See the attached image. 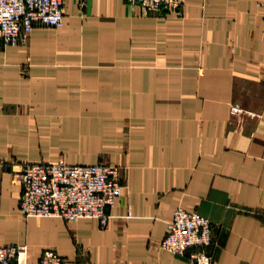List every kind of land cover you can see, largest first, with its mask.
<instances>
[{
  "label": "crops",
  "instance_id": "obj_1",
  "mask_svg": "<svg viewBox=\"0 0 264 264\" xmlns=\"http://www.w3.org/2000/svg\"><path fill=\"white\" fill-rule=\"evenodd\" d=\"M65 0L64 25L0 42V160L120 167L96 219L25 216L0 171V245L65 264H191L160 246L178 206L213 225L212 264H264V0ZM242 109L231 114V105Z\"/></svg>",
  "mask_w": 264,
  "mask_h": 264
},
{
  "label": "built area",
  "instance_id": "obj_2",
  "mask_svg": "<svg viewBox=\"0 0 264 264\" xmlns=\"http://www.w3.org/2000/svg\"><path fill=\"white\" fill-rule=\"evenodd\" d=\"M65 0H0V42L3 46L26 41L37 24L53 28L64 25ZM145 12L163 10L182 15L183 0H129ZM231 114L242 109L233 104ZM22 185L19 207L25 216H59L75 221L96 219L101 228L109 224L108 208L123 194L120 167L96 162L68 163L55 161L0 160V171L14 168ZM161 240L163 249L177 255H189L191 264H212L211 248L216 244L211 220L197 211L178 206L167 221ZM26 244L0 245V264H27ZM66 258L52 248H44L38 264H65ZM83 264V263H75Z\"/></svg>",
  "mask_w": 264,
  "mask_h": 264
}]
</instances>
